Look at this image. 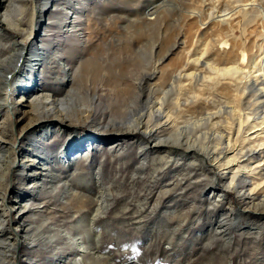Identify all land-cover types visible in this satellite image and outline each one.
Listing matches in <instances>:
<instances>
[{"label": "rangeland", "instance_id": "rangeland-1", "mask_svg": "<svg viewBox=\"0 0 264 264\" xmlns=\"http://www.w3.org/2000/svg\"><path fill=\"white\" fill-rule=\"evenodd\" d=\"M19 1L10 5V11L20 7ZM70 1L71 10L62 21L70 25L83 24L92 31L84 36V42L88 41L90 46L80 43L79 32L76 35L69 29L48 32L57 9L46 6L44 21L30 40L42 46L53 43V51L47 59L56 64L30 71L29 75L34 78L30 86L37 91L51 86L64 91L65 101L58 108L67 116L74 115L79 108H91L93 92L97 89L104 107L111 113L110 119L97 123L96 128L63 122L62 126H56L62 130L61 134L48 132L45 140L26 131L18 148L36 144L29 149L41 154L44 160L48 159L44 162H49L54 173L45 177L44 172H33L36 165L30 163L8 178L0 175V193H5L3 199L0 197L1 215L6 211L7 217V210L17 200L25 203L30 197H39V204L30 211L21 212L18 220L13 219L7 224L5 234H0V264H63L64 259L67 260L65 264H264V146L256 148L262 158L247 161L242 158L228 165L229 170H220L230 171L238 177L247 174L249 181L259 184L256 212L252 209L245 213L239 211L236 194L211 180L213 171L209 167L215 166L207 162L205 155L206 149L225 148L226 144L220 146L208 139L215 137L216 132L231 131L228 127H233L234 114H228L229 109H237L241 101H245L241 97L242 91L236 92L233 88L231 77L255 76L259 73L258 60L264 73V22L261 20L264 0ZM0 4L7 5V2L0 0ZM73 9L77 10V15L73 14ZM220 15H225V21H218L216 17H223ZM7 18L11 25L12 17ZM4 43L10 42L3 38L0 50ZM82 48H86L85 51L77 54ZM257 52L262 54L256 57ZM58 60L68 66L65 72L58 66ZM5 65L8 67L7 63ZM52 71L56 76L51 75ZM184 76L214 78V83L209 82L208 91L195 90L193 94L207 98L211 111L220 112L214 128L207 124L192 131H182V125H160L152 138H142L149 144L142 155H136L135 140L100 130L104 123L128 127L126 121L137 117L132 112L125 113V109L136 96L138 101L150 106L149 101L167 92L165 101L169 98L170 102L173 94V89L168 88L171 78ZM51 77H60L62 84H54ZM3 94L10 92L3 91ZM255 108L257 105L249 106V109ZM19 109L18 116L24 114L20 124L25 125L40 107L35 106L38 111H33L31 104L22 101ZM198 113L199 110H194L193 118L197 119ZM10 118L3 111L0 128L1 123ZM158 122L157 118H151L149 124L155 126ZM53 124L54 121L46 120L41 127ZM261 128L264 124L246 130L239 135L238 142L234 141V135L231 136L229 148H247V142L243 143L242 139L253 137V140L262 132ZM6 129L14 132L13 128ZM182 132L186 135L181 144L186 146L185 141L193 136L189 144L198 150L201 158L181 157L186 154L185 149L177 148L179 156L173 158L178 161V167H165L157 160L168 158V150L160 147L161 150L155 151L153 141L162 139L179 143L180 140L175 138ZM72 134L78 135L77 146H73L76 153L69 161L63 159L60 162L54 156L61 144L70 142ZM258 137L264 141L263 134ZM232 158L233 154L229 153L223 161ZM98 172L107 191L93 213L94 225L89 230L86 226L90 212L79 222L71 217L70 208L77 206L81 193L97 200L91 180ZM175 174L180 175L182 182L173 184L169 181L176 178ZM211 191L212 196L222 200L221 206L215 204L213 208L208 204L212 202L208 199ZM221 218L226 221L219 223ZM16 225L20 226L18 238L5 240ZM219 226L226 232L221 233ZM61 228L81 233L89 250L75 249L74 245L82 244L78 236L72 242H66L64 253L59 255L61 258L53 259V246L61 248L63 241L59 239ZM48 229L51 230L49 233L46 232ZM93 233L97 237L94 241ZM47 235L52 236L50 242L45 240Z\"/></svg>", "mask_w": 264, "mask_h": 264}, {"label": "bare ground", "instance_id": "bare-ground-1", "mask_svg": "<svg viewBox=\"0 0 264 264\" xmlns=\"http://www.w3.org/2000/svg\"><path fill=\"white\" fill-rule=\"evenodd\" d=\"M5 1L7 2V5L0 4V41H3V38H5L6 41L8 40V43L9 42L10 43L1 44L2 49L0 50V102H1L0 117H1V113L4 111L7 113V116H11V118L10 120H5L4 123H1L2 126L0 128V163L1 162L3 163L2 165H0V175L2 177L7 176L8 178L9 176H12V173L14 171L21 172L27 165L33 163L36 165V168L33 169V172H37L39 174L44 172V176L48 177L49 175H52L54 173L53 169L50 168V166L48 165L49 162L47 163L44 162V161H48V159L46 160L45 158L44 160L41 154H39L38 152H34V150L29 149L32 146L36 147V144L34 145V143L33 144L29 143L25 148L22 149L18 148V145L20 144L19 141L26 133V131H31L38 138L45 140L46 136L49 134L48 132L50 133L52 132L55 135L56 133L58 135L61 134L60 132L62 130H58L56 126H62L63 122H67L68 125L79 124V125H85L92 128H96L97 126H99L97 123H101L107 118L110 119L111 113H108V110L104 107L105 105H103L104 103L102 101V98L99 97L98 92L96 91L97 89L95 90V92H93L91 108H84V109L79 108L78 110H76L74 115L67 116L66 114H63V111L61 109L58 108V106L60 107L65 101L64 96L66 93H64V91L61 92L57 89H54L53 86H51L50 89L41 88V90L38 91L35 88L31 87L30 85H32L31 83L33 82L34 78L31 75H29V72L36 70L40 71L42 68H46L45 66H47V68H51L55 62H52L50 59H47L48 58L47 56L53 51V47H52L53 43H49L43 46L36 45L34 41L31 42L30 38L33 34L36 35L38 33L39 27L41 23L44 21V14H43L44 8L49 5L55 7L57 10L55 13L56 16L54 18V21L51 24H49L48 32H53V33L57 31L62 32L63 30H67V29H69L70 31L72 30L73 33L75 32L74 33L75 35L77 32H79L78 33L79 37L82 38V42L80 43H84L86 47H89L90 43L88 41L84 42L85 40L84 36H86L85 33L92 34V31H88V28H86V26H84L83 24L70 25V24H65L62 21V17H64L67 14V12L71 10L70 0H25V1L20 0L19 1L20 7H18V9L14 7V10L12 11H10L11 9L10 5H14L15 0H5ZM9 2L10 4L8 5ZM73 14L77 15V10L73 9ZM220 16L223 17H216L219 19L218 21L220 22L225 21L226 19L224 17L225 15H220ZM7 17H12L10 18L11 25L8 24L9 20ZM261 20L262 22H264L263 15H261ZM84 49L86 48H82V50L77 52V54L84 52L85 51ZM261 54L262 53L257 52V55L254 56L258 57ZM187 61L188 58H186V62ZM197 61L199 62V59H197ZM5 63H7L8 67L5 65ZM260 63L261 62L258 60L259 65L256 67L259 73H257L253 77H231V81L234 82L232 83L233 88L236 89L235 90L236 92L242 91L243 95L241 97L245 101L244 102L241 101V105H239L237 109H234V107L229 109L230 111L228 114H230V112H233L234 114L232 115L233 127H228V129L231 131H226V132L219 131L215 133L216 134L215 137L209 139L207 138L209 140L208 142L210 143L216 141L220 144V146L226 144L224 146L225 148H220V150L212 148L213 150L206 149L205 151L207 162L209 164L213 163L215 166V168L209 167V169L213 171L212 173L210 171L211 180L220 183L221 184L220 187H222V189L233 191L236 194V200H235L236 206L239 209V211L243 213H245L246 211L248 212L251 209L254 210L255 212L258 211L254 207H256V202L259 199L258 191H257L259 184L252 183L251 181H249L248 180L249 175L247 176V174L238 177L233 173H231L230 171H220V170H224V169L229 170L228 167L230 166L228 165L242 158L245 159L246 161L262 158L261 155L262 153L256 148H258V146L261 147L264 146V141H262L258 137L260 134H263L264 136V128H261L262 132L256 134L253 140H251V138L253 137L248 139L247 138L242 139L243 143L247 142L248 144L247 148L244 147L243 148L241 147L239 149L229 148L232 140L231 136L234 135L235 136L234 141L238 142V138H240L241 134L244 133L246 130H251L256 127H261L264 124V73L262 72V69L259 67L261 65ZM57 64L62 68L63 72H65L68 68V66L65 65L60 60L57 61ZM51 75L56 76L55 73L53 74V71L51 72ZM216 78L221 79L223 77L221 78L216 77ZM50 79L53 80L54 84H57V82H61L60 77H51ZM171 79L172 82L168 87L170 90L173 89V94L170 102H169V98L167 99V101H165V95L167 94V92L165 93L163 92L162 93L163 96H157V98H155L151 102L149 101L148 104H150V106H147L146 104H143L140 101H138V97L136 96L134 99L132 98L133 100L131 105L130 106L128 105L127 108L125 109L126 111L125 113L132 112L137 117L134 118L129 116L131 119L126 121L127 124H129L128 127H117L116 125L108 126L107 123H104L105 126L104 125L101 126L100 130H102V132H115L116 137H120L123 139L131 138L135 140V144L137 145L136 155L138 154L142 155V153L146 152L147 149L149 148V144L145 142L142 138H146V139L152 138L153 135H156L155 134L156 130L160 125L163 126L182 125L183 126V127L181 126L183 129L182 131L184 130L192 131V129L194 130L195 128L196 129L199 128V126L202 125L205 126L207 124H209L212 128H214V126L217 125L216 122L214 121L220 118L221 116L220 112L211 111L210 108L211 104L209 101H207V98L202 97V95L201 97L193 95L195 93V90L196 92L208 91V88L211 86L209 82L214 83L215 81L214 78L184 76V77H172ZM217 82L215 83L217 84ZM250 89H252V91H250ZM3 91H8L10 92V94L4 95ZM22 101H26L28 104H31V108H34L33 111L35 110L38 111V109H35V106L40 107L39 112L35 111L34 115L31 118H28L29 120L28 122L26 121L25 125L20 124L24 114L22 113L20 114V116H18V113L20 112L19 104ZM251 104L257 105V108L249 109V106ZM194 110H199L198 114H200V116L197 119L193 118L192 116L194 114ZM36 113L39 114L36 115ZM184 115L186 116L184 117ZM151 118H155V119L157 118L160 122H158V124L155 126H151V124H149ZM180 119H183V121H180ZM46 120L54 121V124L45 125L42 128L41 124ZM245 126L246 127L249 126L248 129ZM7 127L10 129L13 128L14 132L12 131V133H10L6 129ZM194 133L196 134V132ZM184 135L186 134H183L182 132L181 134L179 133L177 135V138H175L176 140H180L179 143L178 142L172 143L162 139L153 141L152 148L155 151L161 150L160 147H163L162 149L168 150L167 154H169L170 157V158L162 157L159 158L157 161L163 162L165 167L174 165L177 168L179 165L178 161H176V159L173 158L174 155L179 156L176 154L177 148L185 149L186 154L183 153L182 155H180L181 157L190 155L191 159L193 158V160L201 158L199 156L198 150L193 145L189 144L190 139H193L192 138L193 136L190 135L188 138L189 140L185 141V143L187 144L186 146H183L181 144V140L184 139L183 138ZM69 141L70 142H65L64 144H61V146L58 148L56 152V156H54L55 158H58L60 162L63 159H65V161L67 160L69 161V159L71 157L73 158L76 153L75 152L76 150H74L73 146H77L75 142L78 141V135L72 134ZM6 145L8 147L7 149H6ZM229 153L233 154V158L230 161L224 163L223 160L226 158V156ZM242 170L245 171L244 168H242ZM100 175L101 173L98 172L96 174V177L93 178V180H91L92 182L91 186L92 184L95 186V190H93V192L94 193L97 192L96 193L97 200H94L92 199V197L88 196L87 194L80 192L81 199L79 198L80 200L77 201V206L70 208L71 217L74 216L75 219L79 222L80 220L83 219V217H85L86 213L90 212L89 214L90 218L88 220L89 224L86 226L88 227L89 230L93 229L92 227L94 225L93 213L96 211L98 205H100L102 201V197L105 196L104 194L107 191L106 185L102 183ZM174 178L175 179L173 180H169L173 184H175L174 182H179V181L182 182L183 180L182 178H180V175L178 174H175ZM27 185L28 184L26 183V186ZM4 194L0 193L1 199L4 198ZM76 194L78 195V193ZM212 194L213 191L209 192L208 199L212 200V202H208V204L210 206L212 205L213 208L216 207L214 206L215 204H219L221 206L223 204L222 200L221 199L219 200L218 196H212ZM144 200H146V198ZM38 201H39V197L37 198L30 197L28 202L25 203H23L24 201L22 200H17L13 202L10 208L7 210V217L5 215L6 211L2 215L0 214V234H5L4 231H7V227H8L7 224L9 222L12 223L13 219L18 220L21 212L27 209H29L30 211L31 207L35 206L36 204H39ZM88 205L90 207L86 209ZM234 209L235 207H233V211H235ZM231 210L232 207L230 206V211ZM132 219L134 220L136 218H132ZM225 221L226 220L224 218L223 219L221 218L219 223ZM19 229L20 226L16 225L14 229L11 230L10 233L9 232L7 233L9 236L7 235L5 240L10 241L8 239L11 237L18 238V233H19L18 231H20ZM62 229L63 228H61V231H59L61 237L59 239L63 240L62 243L60 244L61 248L53 246V249L55 248L53 250L55 253L54 255H52L53 259L58 260V258H61L62 256L60 257L59 255L64 253L63 247L66 248L65 247L67 246L66 242L67 243L72 242V240L76 237L78 238V236H79L78 239L82 241L81 242L82 244L80 246L74 245L75 249H79L85 252L89 250L85 246V241L81 233L75 234L71 231L65 229L62 230ZM219 229L221 233L226 232V229L220 228V226ZM50 231L51 230L48 229L46 232L49 233ZM51 238H52L51 235H47V237H45L46 242H50ZM96 238L97 237L94 236L93 233L92 240L94 241V239ZM66 261L67 260L64 259L63 264H65Z\"/></svg>", "mask_w": 264, "mask_h": 264}]
</instances>
